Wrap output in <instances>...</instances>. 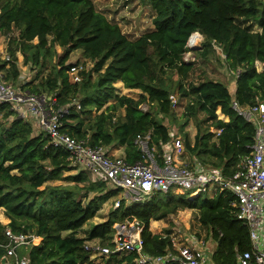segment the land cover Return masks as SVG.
Listing matches in <instances>:
<instances>
[{"label":"trees","instance_id":"trees-1","mask_svg":"<svg viewBox=\"0 0 264 264\" xmlns=\"http://www.w3.org/2000/svg\"><path fill=\"white\" fill-rule=\"evenodd\" d=\"M147 1L155 12L154 29L131 40L96 9L93 0H0V32L19 33L11 40L16 48L9 50L10 60L0 61V72L17 84L21 75L17 54L21 53L25 65L38 68L39 73L46 71L38 83L21 84L23 90L54 96L58 106L79 101L80 109H71L64 118L63 131L92 147L121 146L130 164L143 159L135 144L138 136L150 133L151 148L159 155L170 142L163 120L175 115L170 99L174 82L165 79L172 72L178 77V92L190 99L186 119L202 112L216 131L198 132L194 144L185 134L187 153L233 174L250 153L255 126L232 104L250 108L264 102V71L258 72L256 66L264 64V0ZM241 20L261 31L241 26ZM195 33L205 40L197 52L202 60L214 53V43L223 50L226 68L235 75L234 93L218 80L188 83L194 64L185 62L184 56ZM57 47L63 51L61 56ZM76 51L94 64L92 71L80 72V83L71 81L74 65H67ZM117 83L141 91L140 98L119 96ZM143 104L150 106L149 111L142 110ZM218 109L228 121L218 118ZM0 114V209L10 219L8 226L0 224V244L6 242L7 228L40 237L38 245L23 250L30 264H93L85 246L93 241L112 246L114 225L125 220H137L143 226L148 254L164 255L174 251L172 232L153 234L151 225L168 223L181 210L197 212L200 225L217 243L215 264H237L238 255L251 249L249 231L237 220L232 206L235 197L229 192L213 198L203 193L193 199L159 194L132 205L122 200L106 222L79 237L78 232L98 216L104 204L121 192L86 172L65 176L76 170L68 153L55 149L37 133L33 120L17 117L9 105H0ZM61 181L68 184H51ZM64 232L70 235L64 237ZM136 257L124 254L103 264H135Z\"/></svg>","mask_w":264,"mask_h":264},{"label":"built area","instance_id":"built-area-1","mask_svg":"<svg viewBox=\"0 0 264 264\" xmlns=\"http://www.w3.org/2000/svg\"><path fill=\"white\" fill-rule=\"evenodd\" d=\"M199 34V33H198ZM200 35V34H199ZM187 48L192 52L199 47L204 37L195 46ZM215 50H223L214 43ZM187 54V53H186ZM184 56V61L189 63ZM10 57L6 61H9ZM75 83L81 82L82 67L74 65ZM175 109L178 101L170 97ZM0 105H9L19 118L31 119L37 133L49 139L50 144L69 155L72 167L88 172L94 180H102L121 192L114 209L122 200L127 204L146 203L156 195L184 194L190 199L207 193L213 198L220 193L234 195L237 220L248 229L251 249L238 255L237 264H264V102L250 108H241L233 102L232 108L246 121L255 126L250 153L240 160L233 174H226L222 168L204 164L199 158L190 156L179 136H170V142L163 146L161 155L151 148L150 133L137 137L135 144L142 153V161L128 163L123 157L111 155L109 149L92 147L86 140H79L63 131L64 118L71 109H80L78 100L70 105L58 106L54 96L35 94L23 90L21 84L8 81L0 73ZM131 222V221H130ZM118 222L114 225L112 246L89 245L85 250L91 255L105 258L136 254L135 264H215L216 248L212 236H190L182 244L172 238L174 251L160 256H151L145 251L142 239L143 226L137 220ZM6 242L0 244V264H30L22 255L41 242L33 234H16L7 228Z\"/></svg>","mask_w":264,"mask_h":264},{"label":"rangeland","instance_id":"rangeland-1","mask_svg":"<svg viewBox=\"0 0 264 264\" xmlns=\"http://www.w3.org/2000/svg\"><path fill=\"white\" fill-rule=\"evenodd\" d=\"M96 6V9L103 13L107 19L113 23L118 24L123 33L131 40H135L142 35L152 31L154 29L153 26V18L155 16V12L153 11L152 7L150 6L147 0H93ZM238 23L247 28L252 30L253 32H260L259 28L252 23H248L244 20L238 21ZM18 32H12L9 35L2 34L0 32V61L4 62L7 60L8 57H11L10 49H15L16 45L11 44V40L18 36ZM197 34V33H195ZM194 34V35H195ZM201 35V34H200ZM202 36V35H201ZM200 42V41H199ZM198 42V43H199ZM205 40L201 42L198 49L193 50L192 52H188L186 54L187 61L194 64L193 73L190 75L189 82H200L201 80H221L225 78L226 74V63L224 62V58H222V51L215 50L214 53H211L208 60L204 61L201 59L200 55L197 53L203 49V45ZM190 51V50H189ZM62 49L57 47V53L59 56L62 55ZM18 57V67L20 69V78L17 81V84H27L28 82L34 81L38 83V80L46 75V71L39 73L38 68H34L31 65H25L24 57L21 53L17 54ZM76 65L82 67V71L90 72L93 70L94 64L89 60H86L81 51H77L73 53L70 57L69 62L67 65ZM264 64L260 67L261 71H264L263 68ZM5 75V72H0ZM76 72L72 71L70 73V79L74 82ZM96 75L94 74V78ZM37 79V80H36ZM165 79H169V81L173 80L174 82L171 86L173 89L172 93L173 96L176 97L178 101V105L174 109L175 115L169 118H165L163 120L164 124L170 130V136H179L182 142H185V134L189 136V139L192 144L195 142V138L198 132L204 133L206 130H209L210 133L215 134V130L212 127V124L207 122L208 116L202 112H198L194 117L190 118L189 120L186 119L185 114L187 112V106L190 104V99L184 98L180 92H178V77L174 75L172 72L169 73ZM8 80V79H7ZM9 81V80H8ZM228 84V83H227ZM229 85V84H228ZM117 89V94L119 96H128L133 99H139L141 91L139 90H128L124 87L123 83H117L115 85ZM29 89V88H28ZM143 111H149L150 106L148 104H143L141 107ZM122 114H125V111L122 110ZM3 114H0V119L2 118ZM217 115L220 120L228 121V119L222 115L221 110H217ZM184 144V143H183ZM80 172H86L85 170L76 168V170L66 173L65 176L68 175H77ZM88 173V172H86ZM90 176V175H89ZM91 177V176H90ZM52 185H65L68 183L65 182H54L51 183ZM86 192L83 191V194ZM89 196H93L89 194ZM120 195L114 197L113 199L109 200L106 204H104L102 210L98 213V216L88 223L80 234H84L85 230H90L93 225L102 224L106 222L112 214L115 212L114 207L121 197ZM190 198V197H188ZM2 216V215H1ZM4 218L3 216L1 217ZM6 219L4 218V222ZM10 220V219H9ZM128 221V220H125ZM130 222V221H129ZM134 221L130 222L133 223ZM10 224V222H9ZM151 232L153 234H164L168 231L172 232V238H175L177 241L176 243L182 244L185 242V239L197 235L199 237H206L208 236V230L200 225L198 220L197 212L192 210H181L176 215L172 216L169 222L159 221L156 223H152ZM70 232H64L63 236L68 237ZM94 243V244H93ZM93 243H88L89 245H101L107 246V243H102L99 241H94ZM215 248L217 249V243H214ZM94 264H103L105 258L101 255H94Z\"/></svg>","mask_w":264,"mask_h":264},{"label":"crops","instance_id":"crops-1","mask_svg":"<svg viewBox=\"0 0 264 264\" xmlns=\"http://www.w3.org/2000/svg\"><path fill=\"white\" fill-rule=\"evenodd\" d=\"M260 30V29H259ZM261 31V30H260ZM77 52V51H76ZM82 52V51H81ZM82 55H83V53H82ZM256 66H257V70H258V72H262L261 70H260V67L262 66V63H260V62H257V64H256ZM234 73L233 72H231V71H228L227 70V68H226V74H225V78H223V81H221V80H218L219 82H222V83H224L228 88H230V91L232 92V93H234L235 91H236V79L234 78ZM229 85H228V84ZM109 151H110V154L111 155H115V156H119V157H124V148L123 147H121V146H118V147H113L112 149H109ZM92 177V176H91ZM112 189H114V188H112ZM114 190H116V189H114ZM6 219L5 221L6 222H4V218L2 219L1 217L2 216ZM9 222H10V220H9V218L6 216V214H5V210L4 209H0V224H2L3 226H8L9 225ZM104 223V222H103ZM153 223H156V222H153ZM88 231L89 230H85V232H84V234H80V231L78 232V236L79 237H86L87 236V233H88ZM156 234V233H155ZM94 242V241H93ZM93 242H91V243H93ZM94 244V243H93ZM94 255H91L90 256V258H91V261L93 262V264H94Z\"/></svg>","mask_w":264,"mask_h":264},{"label":"bare ground","instance_id":"bare-ground-1","mask_svg":"<svg viewBox=\"0 0 264 264\" xmlns=\"http://www.w3.org/2000/svg\"><path fill=\"white\" fill-rule=\"evenodd\" d=\"M200 40H201L200 35L198 33L195 34L194 37L191 40V45L195 46Z\"/></svg>","mask_w":264,"mask_h":264},{"label":"water","instance_id":"water-1","mask_svg":"<svg viewBox=\"0 0 264 264\" xmlns=\"http://www.w3.org/2000/svg\"><path fill=\"white\" fill-rule=\"evenodd\" d=\"M191 39V38H190ZM190 41V40H189ZM189 43V42H188ZM263 68H264V66H263Z\"/></svg>","mask_w":264,"mask_h":264}]
</instances>
